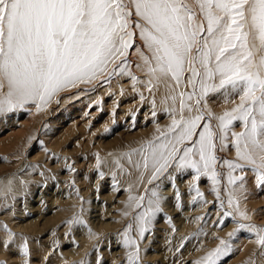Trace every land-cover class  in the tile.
<instances>
[{
	"label": "snow or ice",
	"instance_id": "obj_1",
	"mask_svg": "<svg viewBox=\"0 0 264 264\" xmlns=\"http://www.w3.org/2000/svg\"><path fill=\"white\" fill-rule=\"evenodd\" d=\"M136 30L147 49L137 50L149 77L148 90L160 83L173 87L176 94L170 99L179 101V109L172 110L171 125L157 142H149L147 152L134 150L142 161L135 166L151 171L149 184L170 168L193 170L195 180L206 176L225 209L218 224L233 216L227 209L240 217L229 239L218 238L219 244L195 264H226L223 258L233 251L231 238L245 229L254 234L258 258L264 259V228L241 222L250 218L239 210L236 196L245 188L246 167L264 188V0H0V114L28 103L39 108L69 86L99 76L127 75L139 82L128 59ZM216 93L239 103L233 100L235 106L221 115L210 110L205 115L206 98ZM236 122L242 131H232ZM229 143L236 161L217 155ZM218 165L227 167L232 186L224 189L226 200L216 187L223 179ZM158 187L147 190L146 205L143 195L129 197V206L140 209L133 221L141 239L161 210ZM132 229L129 223L124 243L136 248L129 254L135 264L139 245L128 236Z\"/></svg>",
	"mask_w": 264,
	"mask_h": 264
},
{
	"label": "bare ground",
	"instance_id": "obj_2",
	"mask_svg": "<svg viewBox=\"0 0 264 264\" xmlns=\"http://www.w3.org/2000/svg\"><path fill=\"white\" fill-rule=\"evenodd\" d=\"M138 31L128 59L129 70L139 82L127 75H115L111 79L99 76L91 83L69 86L39 108L28 103L0 114V264H130L129 254L136 248L124 243L129 223L133 229L128 236L139 245L135 264H160L159 261L195 264L219 244L218 238L229 239L228 233L236 228L240 217L234 209H227L233 216L224 217V224H218L225 209L220 208L208 177L195 180L193 170L180 172L170 168L149 184L151 171L135 166L142 165V161L134 150L143 148L147 152L149 142H157L160 133L171 125L172 110L179 109V101L174 103L170 99L176 94L173 87L160 83L151 92L148 90L149 77L137 50L147 53V49ZM137 64L141 67H136ZM233 100L239 103L235 97L226 102L223 95L210 94L206 98L205 115L209 110L214 115L223 114L235 106ZM212 123L215 125L216 121ZM242 130L239 122L232 128L235 132ZM217 155L222 160L236 161V150L231 143ZM217 171L223 174V179L216 187L226 200L224 189L232 188L227 184L228 170L218 165ZM235 175L241 173L237 171ZM243 175L245 188L238 190L236 196L239 210L250 219L241 222L264 228V188L257 186L249 168H245ZM167 181L169 188L162 191ZM52 184L61 190L60 197L56 200L49 197L51 203L46 210L38 205V214H44L43 218L39 222V217L20 220L45 198L42 192ZM100 185L106 188L102 199L107 206H102L95 215L97 210H92L87 201ZM156 185H159L156 191L161 210L141 239L133 221L140 209L129 206V197L143 195L146 205L150 196L147 190ZM194 187L202 197L197 196ZM11 209L19 210L15 223L7 217ZM71 224H79V235L67 233ZM43 228L49 232L43 238L37 237L36 233ZM153 239L157 246L151 245ZM231 243L233 251L223 258L226 264H264V259L258 258L259 247L253 233L239 230ZM25 245L29 254L21 256L16 247Z\"/></svg>",
	"mask_w": 264,
	"mask_h": 264
},
{
	"label": "rangeland",
	"instance_id": "obj_3",
	"mask_svg": "<svg viewBox=\"0 0 264 264\" xmlns=\"http://www.w3.org/2000/svg\"><path fill=\"white\" fill-rule=\"evenodd\" d=\"M141 131V130H140ZM40 150L41 149H39V152H40ZM33 153H34V151H31V154L30 155H33ZM121 157L119 158V160H121L122 158H123V156L122 155H120ZM110 160H112V159H110ZM106 178V177H105ZM104 178V179H105ZM179 178V177H178ZM169 183H171L170 181H169ZM169 184H168V181L166 182V185L164 184L163 185V187H164V189L162 190V191H165V189H168L169 188V186H168ZM51 186H52V188H51ZM51 186H48L47 185V187H49V188H44V190H43V192H42V195L44 194V196H45V198H43L42 197V195H41V197L45 200V201H43V199H40L41 201L36 205H34V209L31 211V213L30 212H26V215H24V216H22V219H20V220H24L26 217H29L28 218V220H26V221H30V219L31 220H35L36 218H38V222L43 218V216H44V214L42 215V214H38V210H37V207H38V205L40 206L39 208L40 209H42V210H46V207H48V206H50L49 204L51 203V200H50V198L51 197H53V199L54 200H56V198H58V197H60V196H58L59 195V192L61 191L59 188H57L56 189V187L54 186V184H52ZM98 187H99V185H97ZM104 186H107V184L106 185H104ZM104 186H102V185H100V187L101 188H97L98 190L97 191H93V192H91L90 193V199H89V201H87L88 202V204H89V207L92 209V210H97L95 213V215H98L99 214V210H101V207L102 206H107V203L106 202H104V200L102 199V197H103V195L105 194V190L104 189H106V188H103ZM55 187V189H53ZM108 187V186H107ZM48 189V190H47ZM51 190V191H50ZM55 191V193H54V191ZM103 192V193H102ZM173 191H171V193H172ZM177 193V192H176ZM57 194V195H56ZM55 196V197H54ZM62 196H65V194L63 193V195ZM50 197V198H49ZM1 200V199H0ZM45 202V203H44ZM94 202V203H93ZM41 204V205H40ZM52 205V204H51ZM45 208V209H44ZM99 209V210H98ZM9 211H10V214H9ZM25 211V210H24ZM26 211H27V209H26ZM18 213H19V210L18 211H16V212H12V209L11 210H8L7 211V217L9 218V219H11V221L12 222H17L18 221V219L16 218L17 217V215H18ZM93 213L91 212V214H90V217H92L93 215H92ZM37 215V216H36ZM89 215V214H88ZM16 216V217H15ZM19 216H21V214H19ZM41 216V217H40ZM47 216V215H46ZM12 217V218H11ZM106 217H108V216H106ZM98 217H96L95 219H97ZM94 218H92V220H93ZM100 219V218H99ZM17 220V221H16ZM43 222V221H42ZM53 223H56V222H54L53 221ZM48 224H50V221L48 222ZM48 224H47V226H48ZM79 224H77V226L76 225H72L71 224V226L72 227H70V229L67 231V233L70 235V236H74V235H79L80 233H79V229H80V227L78 226ZM76 226V227H75ZM8 227V226H7ZM52 226L50 225V227L49 228H51ZM79 227V228H78ZM44 230L43 231H41L40 232V230H39V232L38 233H36V236L37 237H44V236H46V233L47 232H49L48 230L46 231L45 230V228H43ZM71 229H72V231H71ZM76 229V230H75ZM1 230H3V229H1ZM42 230V229H41ZM71 231V232H70ZM77 231H78V233H77ZM67 234V235H68ZM35 236V237H36ZM34 237V238H35ZM53 239H55V238H53ZM53 239H52V242H53V244H55L56 242H55V240L53 241ZM151 242H152V244L151 245H153L154 246V244H156V240H151ZM57 244V243H56ZM55 246V245H54ZM103 246V245H102ZM150 245L148 244L147 245V247H149ZM153 246H152V248L151 249H153ZM156 246H157V244H156ZM155 246V247H156ZM27 247V246H26ZM16 249L18 250V251H20V253H18V254H20L21 256H27L28 254H29V252H28V250H27V255H25V253H24V247L23 248H18V247H16ZM16 250V251H17ZM160 251V250H159ZM24 254H23V253ZM161 252V251H160ZM30 256H32L31 254H30ZM36 256L35 255H33L32 256V258H35ZM160 258H161V256H160ZM30 259V258H29ZM32 260H34V259H32ZM159 263L160 264H163V263H161L160 261H159ZM41 264V263H40Z\"/></svg>",
	"mask_w": 264,
	"mask_h": 264
}]
</instances>
